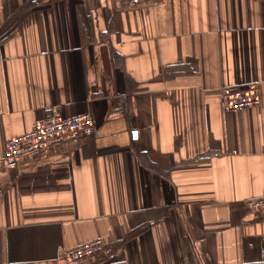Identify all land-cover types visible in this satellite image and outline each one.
Instances as JSON below:
<instances>
[{
	"label": "crops",
	"instance_id": "obj_1",
	"mask_svg": "<svg viewBox=\"0 0 264 264\" xmlns=\"http://www.w3.org/2000/svg\"><path fill=\"white\" fill-rule=\"evenodd\" d=\"M259 82L260 107L220 88ZM58 107L94 136L4 167ZM264 1L0 0V264H264Z\"/></svg>",
	"mask_w": 264,
	"mask_h": 264
},
{
	"label": "built area",
	"instance_id": "obj_2",
	"mask_svg": "<svg viewBox=\"0 0 264 264\" xmlns=\"http://www.w3.org/2000/svg\"><path fill=\"white\" fill-rule=\"evenodd\" d=\"M114 1L121 6H139L155 4L163 0ZM220 101L226 113L260 107L262 104L260 83L252 82L245 86H222ZM45 112V118L35 122L29 131L12 136L7 140L4 156L5 168H15L24 158L35 157L50 148L85 139L96 133L95 121L91 113L66 117L56 106L47 107ZM245 204L249 211L264 218V195L247 199ZM106 245V241L102 238L93 239L65 250L63 259L68 264H85L95 255L103 253Z\"/></svg>",
	"mask_w": 264,
	"mask_h": 264
}]
</instances>
